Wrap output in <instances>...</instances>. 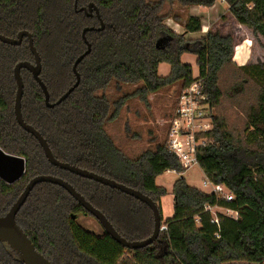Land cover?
<instances>
[{"label":"trees","instance_id":"16d2710c","mask_svg":"<svg viewBox=\"0 0 264 264\" xmlns=\"http://www.w3.org/2000/svg\"><path fill=\"white\" fill-rule=\"evenodd\" d=\"M164 1L0 0V35L15 38L22 31L31 35L50 103L75 81L72 65L86 49L82 31L102 24L101 31L85 34L91 50L77 67L79 85L58 106L46 107L31 74L21 71L22 118L45 139L59 162L150 198L166 228L146 248L123 249L107 235L98 237L78 226L77 218L88 215L63 189L39 184L17 213L16 223L36 251L53 264H264V62L235 66L232 59L237 42L231 29L225 33L219 28L232 22L248 29L254 39L264 40V0H222L227 10L206 34L194 39L188 37L202 32L201 17L187 16L179 23L182 32L176 34L164 25L168 15L159 14ZM167 1H176L182 11H188L194 6L210 8L217 0ZM90 4L97 15L94 10L90 15L83 12ZM171 19L178 22L177 17ZM184 54L195 57L196 77L191 67L181 62ZM20 62L34 63L27 40L18 46L0 42V149L25 161L19 181L7 185L0 180V215L31 178L50 175L69 183L124 239L149 237L153 221L145 205L51 166L37 141L18 126L13 112V70ZM160 64L169 66L165 77L158 75ZM45 65H52L57 73H45ZM228 68L232 70L230 85L222 91L220 79ZM194 80L201 81L208 96L212 126L206 135L207 145L197 151L198 167L212 186L222 188L232 199L227 201L220 193L205 194L180 177L172 184V216L163 221L160 200L167 191L155 181L166 171L184 173L178 157L168 153L164 139L130 158L115 146L105 125L117 120L131 99L146 104L148 95L177 85L176 98ZM120 87L135 89L117 98L106 94L108 89L115 94ZM224 99L242 117L241 130L229 124L222 107ZM213 208L233 211L236 219L212 215ZM122 211L135 217L130 223L143 224L137 226L143 234L139 229L131 235L118 231L115 223L123 219ZM125 251L130 256H124ZM0 264H21L5 243H0Z\"/></svg>","mask_w":264,"mask_h":264},{"label":"water","instance_id":"95a60500","mask_svg":"<svg viewBox=\"0 0 264 264\" xmlns=\"http://www.w3.org/2000/svg\"><path fill=\"white\" fill-rule=\"evenodd\" d=\"M92 10H94L97 15V10L93 4H90L87 9H83V12H86L88 13V15H90ZM102 29L103 26L102 24H100V27L98 29L86 28L82 31L81 37L86 45V49L79 57H77V59L72 65V73L74 75L75 81L73 85L69 87L54 103L49 102V96L46 87L41 81L40 57L33 45L31 35L25 31L18 33L15 38H7L0 35V42L10 46H18L21 44L23 39H26L29 50L34 58L33 64H30L28 62H20L15 66L13 70V77L16 85V94L13 106L14 117L18 126L37 141L39 147L42 150L44 158L51 166L66 171L82 179L90 180L108 188L117 190L120 193L125 194L137 200L141 204L145 205L152 215V233L149 237L139 241H128L124 239L116 232V230L106 219V217L99 210L95 209L90 203H88L84 199V197L79 194L69 183L54 176L37 175L28 181L20 195L17 197L15 202L9 207L7 212L0 215V243H5L15 253L21 264H53L44 255L36 251L27 235L16 223V215L19 212L20 208L24 205L32 190L37 185L43 183L55 185L63 189L84 210V212L88 216L95 219V221L103 230L104 234L107 235L116 244L121 246L123 249L129 251H136L139 249L146 248L152 245L157 240L161 232L160 228L162 224L159 210L156 204L150 198L142 194L140 191L128 188L113 180L99 176L87 170L77 168L70 164L59 162L53 157L45 139L33 127L27 125L22 118L21 100L23 96L24 85L21 77V71L26 70L31 74L33 80L37 83V85L42 91L46 107L53 108L55 106H58L63 101H65L79 85L80 77L77 72V67L79 63L90 53L91 50L90 44L85 40V34L89 31H101ZM159 43L160 41H157L156 47H158ZM24 173V159L21 157L6 154L0 149V180L7 185H12L19 181L24 175ZM72 219H74V216H72Z\"/></svg>","mask_w":264,"mask_h":264},{"label":"rangeland","instance_id":"374dc122","mask_svg":"<svg viewBox=\"0 0 264 264\" xmlns=\"http://www.w3.org/2000/svg\"><path fill=\"white\" fill-rule=\"evenodd\" d=\"M188 12L192 16H202V14H200V12L197 10L190 9L188 11H182L176 1L168 2L167 0L164 1L159 14L161 16L168 15L169 18L177 17V23L179 24L184 21V18ZM204 18L205 17H203V19ZM207 23L208 21L204 20L203 25L208 26ZM164 25L169 28L166 25V22H164ZM169 29L176 34L182 32V28L180 26L174 28V30L171 28ZM230 29L231 28H229L227 31ZM188 38L194 39L197 38V35H192ZM181 62L191 67L193 77L197 76L195 57L193 55L184 54L181 57ZM227 70L228 71L224 72L220 79V88L222 91H226L230 85L229 78L232 76V70L229 68ZM55 71L56 69L52 65L44 66V72L47 74H50V72L53 73ZM168 73L169 66L167 64H160L158 67V75L165 77L168 75ZM134 89V87H120V89L115 92V94H113L112 89H108L106 94L109 96L114 95L115 98H117L125 92H132ZM177 90L178 86L176 85L171 88L161 90L157 93L150 94L148 95L146 104L140 102L136 98L128 101L126 105L120 110L117 120L105 125V131L112 139L115 146L121 149L128 157L134 158L146 150L153 149L156 143L162 142L164 139H166L168 122L173 112ZM222 107L225 110V116L229 124L237 128L238 131L241 130L242 117H240L236 110H234L233 107L229 105V102L226 99L223 100ZM180 177H182L191 187L211 192V188L209 186H207V188L203 186L205 179L201 169L198 166H193L192 168L185 170L181 175L173 171L165 172L161 176L157 177L156 185L169 190L172 184ZM221 194L224 196L227 193L224 194L222 192ZM162 204L164 205V209L162 211V219L164 221L172 216V196L167 195L164 197ZM122 212L124 213L123 219L120 220L118 224L115 223V227L118 229V231L124 235L129 232L131 235V233H134V231L139 229L137 232H139V234H143L142 231H140V228L143 226V224L137 221L130 223L135 219V217L130 218L128 212ZM211 213L212 215L215 214L214 209H211ZM223 215H225V212ZM76 224L83 230L88 231L95 236L101 237L104 235V232L99 224L90 216H79V218L76 220ZM137 226H140V228ZM124 256H130V253L125 251Z\"/></svg>","mask_w":264,"mask_h":264},{"label":"built area","instance_id":"2783aa9c","mask_svg":"<svg viewBox=\"0 0 264 264\" xmlns=\"http://www.w3.org/2000/svg\"><path fill=\"white\" fill-rule=\"evenodd\" d=\"M175 99V107L168 122L166 147L168 153L177 156L184 169L188 170L198 166L197 151L208 143L206 135L212 127L209 99L198 80L182 89ZM203 186L211 184L205 179ZM224 197L227 201L232 199L230 195ZM224 212L226 216L236 219L233 211L224 209ZM165 229L161 225L160 230Z\"/></svg>","mask_w":264,"mask_h":264},{"label":"crops","instance_id":"0c3cea01","mask_svg":"<svg viewBox=\"0 0 264 264\" xmlns=\"http://www.w3.org/2000/svg\"><path fill=\"white\" fill-rule=\"evenodd\" d=\"M227 8H228L227 5L222 0H217L214 3V5L210 8H205L202 6L191 7L190 8L191 10H197L198 12H200V14H202V16H199L202 19V25L204 23V20L208 21V23H207L208 26L203 25L202 32L200 34H197V38L206 34L208 27H210V25H212L214 22H216L218 20V18H220L224 14V12L227 10ZM189 15H191V14L188 12V14H186L185 18ZM203 17H205L206 19L205 18L203 19ZM168 20H170V21H168ZM164 22H166V25L169 28H171L172 30H174V28H176V27H179V26L181 27V25H179L177 22H175L171 18H167ZM219 28H221L220 31L225 32V33H228V31H227L228 28H231V33H232L235 41L237 42V45L234 48V54H233V59H232V62L235 66L242 67L248 63L253 64V63H256L258 61L264 62V40L263 39H261L260 37H258L257 39H254L253 36L251 35V32L248 29H246L245 27L238 26V25L235 26L232 22L231 23L230 22L222 23L219 26ZM175 32H177V31H175ZM204 179H206V178L204 177ZM155 184H156V181H155ZM209 187L211 188V192L210 191L207 192L203 189H198V188H196V189H198L199 191H201L205 194H211V193H213V190L214 191L216 190L215 193H220V194L222 192L224 194L227 193L220 187H214L212 185ZM162 188H164V187H162ZM193 188H195V187H193ZM205 188H207V186ZM165 190L167 191V195H171L172 186L169 190H167V189H165ZM163 199H164V197L161 198V200H160L161 212L164 209V207H163L164 205L162 204ZM213 209H214L215 214L216 213H218V214L224 213V212H222V211H224V209H221V208H213ZM172 213H173V200H172ZM162 224H163V222H162Z\"/></svg>","mask_w":264,"mask_h":264}]
</instances>
